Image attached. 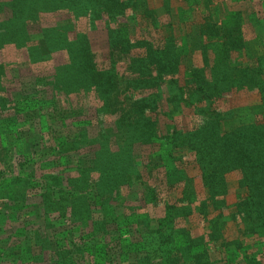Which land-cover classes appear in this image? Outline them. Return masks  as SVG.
I'll return each mask as SVG.
<instances>
[{"label": "trees", "instance_id": "obj_1", "mask_svg": "<svg viewBox=\"0 0 264 264\" xmlns=\"http://www.w3.org/2000/svg\"><path fill=\"white\" fill-rule=\"evenodd\" d=\"M175 1L0 0L1 159L17 148L22 170L0 200L23 217L20 256L229 264L232 221L264 246V73L244 52L262 10Z\"/></svg>", "mask_w": 264, "mask_h": 264}, {"label": "rangeland", "instance_id": "obj_2", "mask_svg": "<svg viewBox=\"0 0 264 264\" xmlns=\"http://www.w3.org/2000/svg\"><path fill=\"white\" fill-rule=\"evenodd\" d=\"M178 1L182 3V0H178ZM206 1L207 0H197L199 7L202 9V12L205 9ZM189 2H192V0H189ZM212 2L213 3L211 5V12L214 18H218V19H219V16L224 12L242 11V16L246 17L245 16L246 14L243 13L244 9H246L247 15L251 9H254V11H256L257 9L262 10L261 13L258 12L257 14L256 12H252L246 17L247 18L246 20L247 28H245L244 33L249 39L246 40L247 43H246V48L244 52L247 53L246 56H249L250 58L252 57L251 59H249L250 65H252L254 68L260 69L261 73H264V0H212ZM173 3H176L174 6L177 7L178 3L175 0H173ZM184 5H186V3H184ZM192 9L194 11H197L196 8H192ZM158 11L161 12L162 14L161 18L163 19L164 18L163 17L164 7L161 6V8ZM179 14L183 16L182 18L186 19V21L189 18H194L192 16L189 17L188 12H184V11L182 12L181 10ZM198 19L200 20V22H203L202 21L203 17L200 16ZM143 31L145 32V34L146 32L148 34L147 29L146 30L144 29ZM180 35H183V33L181 32ZM94 36H96V39L93 38L94 44L95 43L96 45L105 44L103 42L104 36H100V34L98 33H96ZM190 42H191L190 38L184 37L182 39L181 44L184 45L186 53L187 52L189 53V43ZM256 56H260V58L256 59ZM187 60H188V57H187ZM14 74H18V75L21 74L20 75L21 79L28 77L27 73H14ZM16 84L18 85V83ZM15 87H11L9 90L15 91V89H18V86L15 85ZM254 102H255L254 100L250 101V103H254ZM184 121L185 123H187L188 120L184 118ZM9 139L13 140L10 136H9ZM16 149L17 148H15V150L10 152V157L8 156L9 163L12 164L10 167H8V164L5 163L6 161L4 160L5 161L4 162L1 159L2 157L6 158V156H3V153L1 151V145H0V169L4 170V175L6 176V177L4 176L0 177V190L2 191V193L7 188L9 189H12L11 187H14L13 189L19 188L18 186L19 184L12 183V179L8 178L10 177V173H12L11 170H13V172L15 173L22 171L20 165L18 164V162L21 161V156L19 155ZM46 155L47 157L49 156L48 154ZM7 206H8V200L1 199L0 200V209H1L0 210V250L1 252H3V254L0 255V264H15V263L17 264H52L50 261H44L43 263L41 261H38V262L31 261L29 260V257L26 256L24 252H21L22 259H20L21 257L19 254L20 251L26 250V249H24L25 247L23 248L22 246L18 247L17 245H19V243L20 244L25 243V240L23 239V236H21L20 238V235H16L15 232L18 229H20V227H22L21 222L23 220V217L19 214L13 217V215L9 214V211L6 210ZM142 211H144V209ZM147 211H154L153 206H151L150 204L147 205L146 212ZM154 212H152V214L150 215L155 216ZM213 214L214 212H212V214L209 215V217L213 216ZM29 217H32V216H29ZM24 219H26V217ZM192 223H194V221H192L191 219V224ZM40 225L44 228V224H40ZM223 230H224L223 233L225 236L224 239H233V238L241 239V243L238 245V247H236L235 244L231 245L232 248L236 247L234 248L233 252L228 251L229 252L228 257L230 259L229 264H264V246L257 245L256 241L251 238L252 236H250L249 238L242 236L239 233L240 231L239 223H236L235 221L227 222ZM54 234H55V231H51L50 235L54 236ZM110 238H112V234H110ZM74 240L76 243H78L79 242L78 236L74 237ZM157 241H159L157 235H151L148 238V243H151L152 246H153V242L156 243ZM220 242L221 241L219 240L215 245H210V243L208 244L209 249L211 250V252L214 253V260L220 259L223 256L220 251L223 248L219 247ZM184 243L185 242L182 240V245H184ZM7 248H12V251L16 253L15 258H18V261H15L14 260L15 258L13 259L10 256L9 252L5 250ZM32 253L40 254L39 247L32 246ZM73 255H75V259H77L78 261V258H77L78 255L76 254H73ZM89 260H90L89 257L87 260H84V261L83 259H81L76 264H95V263L89 262ZM219 264H223V263L219 262Z\"/></svg>", "mask_w": 264, "mask_h": 264}]
</instances>
